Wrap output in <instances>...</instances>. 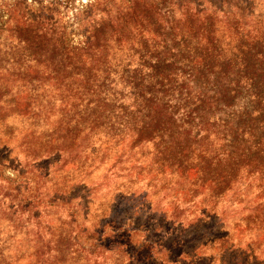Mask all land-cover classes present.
Segmentation results:
<instances>
[{
  "label": "trees",
  "instance_id": "1",
  "mask_svg": "<svg viewBox=\"0 0 264 264\" xmlns=\"http://www.w3.org/2000/svg\"><path fill=\"white\" fill-rule=\"evenodd\" d=\"M23 10L7 20L16 31L0 35V61L13 81L24 75L55 85L57 114L27 95L7 102L40 124V157L58 153L76 165L95 156L110 164L107 172L123 162L122 176L142 178L136 164L147 153L145 176L178 195L182 221L191 215L194 226L221 229L232 220L234 232L214 239L215 262L264 264V0H87L66 22L68 11L57 19L50 9L31 17ZM33 102L36 113L27 110ZM45 176L25 184L22 175H0L7 227L23 223L33 237L29 254L3 251L0 264H96L109 236L86 227L85 213L65 211L64 245L41 243V208L58 203L32 193L31 183ZM122 224L110 238L127 233ZM172 254L171 263L182 260Z\"/></svg>",
  "mask_w": 264,
  "mask_h": 264
},
{
  "label": "rangeland",
  "instance_id": "2",
  "mask_svg": "<svg viewBox=\"0 0 264 264\" xmlns=\"http://www.w3.org/2000/svg\"><path fill=\"white\" fill-rule=\"evenodd\" d=\"M65 1L0 0V35L16 31L14 22L9 24L7 20L23 18L24 7L29 17L46 16L43 11L50 9L58 19L68 11L69 16L62 18V21L66 22L68 17H72L70 15L74 14L75 9L81 8L87 0H70V4L63 5ZM76 41L75 39L74 42ZM9 70V63L0 61V175L9 178L22 175L20 180L25 184L29 183L27 178H34L33 175H46L38 179L36 185H30L32 193L39 199L49 200L55 197L58 202L52 207L41 208L44 217L40 223L41 227L45 228L39 231L41 239L43 238L41 243L51 239L55 242L54 248L64 245L68 229L66 224L69 222L65 211H69L70 215L81 212L82 215L87 214L86 227L97 225V228L101 227L99 230L103 229L107 233L108 238L119 230L120 222H123L124 230H128L127 233H118L117 237L107 238L104 247L107 246L109 250L104 249L103 258L96 264H189V256L194 255L198 258L204 256L207 260L204 264H219L215 262L218 244L214 245V239L234 232L233 226H230L233 225L232 220H227L228 224L222 225L221 229L211 223L194 226L191 224V215L182 221L183 216H180L179 212L183 207L179 205L178 195L167 190L166 182L161 183L145 176L146 169L142 168V164L149 161V157H145L147 153H144L136 164L140 166L138 170L143 173L142 178L137 175L132 178L122 176L127 166L123 162L115 170L107 172L110 164H107V161L99 164L100 158L95 156H89L91 160L87 161L83 156L76 165H65L58 153L40 157L43 146L40 124L36 123L30 114L7 102L12 95H27L33 98V101H48L45 110L57 114L52 105L56 99L59 100V96L52 81L47 82L41 78L26 79L24 75L13 81L14 78L6 74ZM3 75L6 76L2 77ZM4 83L10 84L8 86L12 88L11 91L3 88ZM36 109V103L33 102L27 110L36 113ZM97 146L98 143L95 142L93 150ZM73 183H79L81 186L71 188ZM141 197L146 199L141 201ZM61 198L68 204H63L59 200ZM67 205L69 207H65ZM3 215L0 209V253L4 251L9 256L29 254L32 251V230L26 229L23 223H18L17 226L21 228L16 231L8 228L6 217ZM130 221L133 225L127 226ZM247 239L248 236L244 237L243 243H247ZM19 246L23 247L22 252H19ZM169 249L173 251L172 255L176 251L181 253L176 257H181L182 260L172 263L167 260ZM149 257L152 260H149Z\"/></svg>",
  "mask_w": 264,
  "mask_h": 264
}]
</instances>
